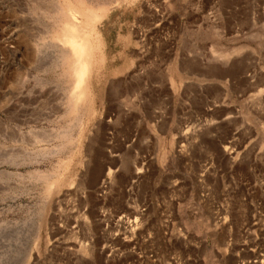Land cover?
<instances>
[{
    "label": "rangeland",
    "instance_id": "obj_1",
    "mask_svg": "<svg viewBox=\"0 0 264 264\" xmlns=\"http://www.w3.org/2000/svg\"><path fill=\"white\" fill-rule=\"evenodd\" d=\"M0 264H264V0H0Z\"/></svg>",
    "mask_w": 264,
    "mask_h": 264
},
{
    "label": "bare ground",
    "instance_id": "obj_2",
    "mask_svg": "<svg viewBox=\"0 0 264 264\" xmlns=\"http://www.w3.org/2000/svg\"><path fill=\"white\" fill-rule=\"evenodd\" d=\"M72 12V11H71ZM70 12V13H71ZM69 13V12H68ZM74 13V12H73ZM67 15V14H66ZM73 15V14H72ZM75 13H74V17H75ZM69 16V15H68ZM71 16V15H70ZM72 18V16L70 17V21H72V20H74V19H71ZM64 19H66V18H64ZM69 21V20H68ZM73 22H74V24H73ZM72 23H67V25H66V30L68 29V30H71L72 31V33L75 35V36H71V38H67V36L64 38V40H63V37H62V40H63V45L65 46V57H72V58H75V59H77V58H79L80 56H82V54H81V51H82V48H81V51H80V49H79V44H78V39H77V37H76V35L78 34V25L75 23L76 21L74 20ZM64 25V26H65ZM63 29H65V27H63ZM80 30V29H79ZM64 32V31H63ZM75 32V33H74ZM65 33V32H64ZM66 34V33H65ZM80 42V41H79ZM63 46V47H64ZM63 50H64V48H63ZM63 52V51H62ZM81 54V55H80ZM62 55V54H61ZM227 57H228V55H226ZM221 57H224V56H221ZM221 57H219V60H221V62H222V60L224 59H222ZM64 58V57H63ZM229 58H230V56H229ZM227 60H228V58H226ZM63 60V59H62ZM70 60V59H69ZM71 61V60H70ZM77 61V60H76ZM78 61H80V60H78ZM81 61H83V60H81ZM226 61V60H225ZM63 62V61H62ZM72 62V61H71ZM224 62V61H223ZM227 62H229V61H226V63H225V65L227 64ZM73 63H74V60H73V62H72V65H71V67L73 66ZM77 63V62H76ZM67 64V63H66ZM75 64V63H74ZM80 64V63H79ZM84 64V63H83ZM75 66V65H74ZM82 66V65H81ZM70 67V68H71ZM77 67V66H76ZM82 68H83V66H82ZM72 69V68H71ZM74 69H75V67H74ZM77 69V68H76ZM82 70V69H81ZM75 71H77V70H75ZM74 72V71H73ZM79 72H77V74H78ZM81 73V72H80ZM79 73V74H80ZM76 74V75H77ZM82 74V75H81ZM80 75L81 76H83V72L81 73ZM79 75V76H80ZM74 76V75H73ZM74 78V77H73ZM75 79V78H74ZM79 79V78H78ZM77 80V79H76ZM76 80H74L75 82H76ZM80 80H81V78H80ZM73 82V81H72ZM75 82L73 83L74 85H76L75 84ZM80 82V81H79ZM79 82L77 83V84H79ZM73 86V85H72ZM76 87H74L73 88V90L75 89ZM79 88V86L77 85V89ZM76 89V90H77ZM78 91V90H77ZM75 92V91H74ZM73 92V95L75 94ZM78 93V92H77ZM72 96V95H71ZM74 96H76V95H74ZM74 96H73V98H74ZM72 98V99H73ZM76 98V97H75ZM71 99V100H72ZM75 100V99H74ZM73 101V100H72ZM73 104H74V101H73ZM224 152H226V150H224ZM133 223V222H132ZM135 223V222H134Z\"/></svg>",
    "mask_w": 264,
    "mask_h": 264
}]
</instances>
